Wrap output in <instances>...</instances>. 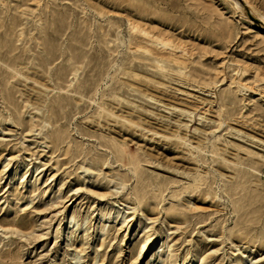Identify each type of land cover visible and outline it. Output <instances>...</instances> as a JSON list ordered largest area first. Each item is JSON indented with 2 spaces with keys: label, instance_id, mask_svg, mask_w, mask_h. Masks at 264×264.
I'll return each mask as SVG.
<instances>
[{
  "label": "rangeland",
  "instance_id": "rangeland-1",
  "mask_svg": "<svg viewBox=\"0 0 264 264\" xmlns=\"http://www.w3.org/2000/svg\"><path fill=\"white\" fill-rule=\"evenodd\" d=\"M234 1L0 0V264H264V0Z\"/></svg>",
  "mask_w": 264,
  "mask_h": 264
},
{
  "label": "bare ground",
  "instance_id": "bare-ground-1",
  "mask_svg": "<svg viewBox=\"0 0 264 264\" xmlns=\"http://www.w3.org/2000/svg\"><path fill=\"white\" fill-rule=\"evenodd\" d=\"M234 4L238 6L239 3H238L237 0H236V1H234ZM247 5H248V4H247ZM250 8H251V9H250ZM249 11L252 13L251 15H253L255 18H259V19L261 20V23L263 24V26H261L260 24H257V26H258L259 28H261L262 30H264V29H263V28H264V17L258 15V14L254 11V9L252 8V6H250V4H249ZM259 28H258V29H259ZM146 247H147V243H142L141 251L144 250Z\"/></svg>",
  "mask_w": 264,
  "mask_h": 264
}]
</instances>
